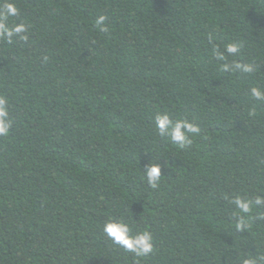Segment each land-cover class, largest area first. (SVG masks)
Wrapping results in <instances>:
<instances>
[{
    "label": "trees",
    "instance_id": "obj_1",
    "mask_svg": "<svg viewBox=\"0 0 264 264\" xmlns=\"http://www.w3.org/2000/svg\"><path fill=\"white\" fill-rule=\"evenodd\" d=\"M0 2L28 37L0 39V264H264V0ZM158 112L199 133L161 137ZM115 219L153 251L108 239Z\"/></svg>",
    "mask_w": 264,
    "mask_h": 264
},
{
    "label": "clouds",
    "instance_id": "obj_2",
    "mask_svg": "<svg viewBox=\"0 0 264 264\" xmlns=\"http://www.w3.org/2000/svg\"><path fill=\"white\" fill-rule=\"evenodd\" d=\"M19 14V10L12 2H0V39L6 40L9 43L16 36H19L22 40H27L26 35H22L27 31V25L19 23L14 27L9 28L5 23L10 17ZM105 20V17L101 16L97 21V26H101ZM105 30L106 28H102ZM239 46L235 43H229L225 46V50L228 54H234L238 51ZM217 58L224 60L225 56L221 53H217ZM233 65L224 63L222 68L224 71H228ZM234 67L240 69L244 73H252V65H244L235 63ZM252 96L256 100H264V89L259 87H253L251 89ZM154 124L161 137H169L173 143L179 144L183 147L186 143H191L188 137V133L198 134L199 127L187 120L172 121L171 117L167 113L158 112L154 116ZM12 127V121L9 118L8 99L5 96H0V137H6L9 135ZM145 175L147 182L153 187H157L161 180V168L158 164L152 163L145 169ZM261 200H257L256 203H261ZM235 205L242 212L247 213L250 210L251 202L237 197L234 200ZM245 222L242 220L237 224V228H243ZM102 230L106 237L110 239L114 244L120 246L128 252L134 253L137 257H144L153 251V236L151 232L145 230L140 233L133 234V229L126 222L121 220H109L106 222ZM244 264H256L254 259H247Z\"/></svg>",
    "mask_w": 264,
    "mask_h": 264
}]
</instances>
